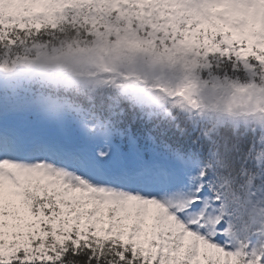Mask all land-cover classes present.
<instances>
[{
  "label": "snow or ice",
  "instance_id": "snow-or-ice-1",
  "mask_svg": "<svg viewBox=\"0 0 264 264\" xmlns=\"http://www.w3.org/2000/svg\"><path fill=\"white\" fill-rule=\"evenodd\" d=\"M0 264H264V0H0Z\"/></svg>",
  "mask_w": 264,
  "mask_h": 264
}]
</instances>
